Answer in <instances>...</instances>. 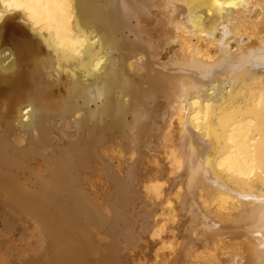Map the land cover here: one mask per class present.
<instances>
[{"label":"bare ground","instance_id":"1","mask_svg":"<svg viewBox=\"0 0 264 264\" xmlns=\"http://www.w3.org/2000/svg\"><path fill=\"white\" fill-rule=\"evenodd\" d=\"M0 264H264V0H0Z\"/></svg>","mask_w":264,"mask_h":264},{"label":"snow or ice","instance_id":"2","mask_svg":"<svg viewBox=\"0 0 264 264\" xmlns=\"http://www.w3.org/2000/svg\"><path fill=\"white\" fill-rule=\"evenodd\" d=\"M234 6V5H233Z\"/></svg>","mask_w":264,"mask_h":264}]
</instances>
